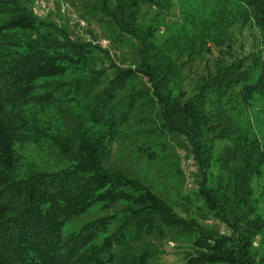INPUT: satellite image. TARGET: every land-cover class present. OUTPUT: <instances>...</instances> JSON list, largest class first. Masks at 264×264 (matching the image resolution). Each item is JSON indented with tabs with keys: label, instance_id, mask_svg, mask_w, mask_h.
<instances>
[{
	"label": "trees",
	"instance_id": "16d2710c",
	"mask_svg": "<svg viewBox=\"0 0 264 264\" xmlns=\"http://www.w3.org/2000/svg\"><path fill=\"white\" fill-rule=\"evenodd\" d=\"M175 1L90 0L107 47L72 39L22 0H0V264H162L153 242L163 241L181 248L179 264H264L252 185L264 174V136L234 126L227 110L236 89L245 103L264 99V54L186 77L194 60L174 38ZM228 4L264 47V0ZM111 46L128 58L117 63ZM46 108L60 127L33 112ZM45 143L56 171L16 148ZM191 161L197 201L230 235L208 234L171 202L184 198ZM142 163L144 175L133 168Z\"/></svg>",
	"mask_w": 264,
	"mask_h": 264
},
{
	"label": "rangeland",
	"instance_id": "374dc122",
	"mask_svg": "<svg viewBox=\"0 0 264 264\" xmlns=\"http://www.w3.org/2000/svg\"><path fill=\"white\" fill-rule=\"evenodd\" d=\"M22 2L39 19L48 20L60 27L67 28L74 40L86 41L96 37V41L103 46L110 47V44L112 45L108 34L102 31L97 22L91 18L92 15L89 14L90 0H22ZM175 2L176 9L172 14V20L179 30L175 32L174 38L185 48H188V53L194 60L183 72L186 77L205 76L207 71L203 66L210 62L217 63L219 61L220 65L230 57L242 60L252 54H264V47L257 29L242 27L236 19V14L240 9L237 10L228 4V0H176ZM226 18L231 22V27L227 29L225 35L217 40L214 39L222 29ZM110 51L117 63L128 58L120 51L113 49L112 46ZM237 90L227 103L229 119L234 126L240 127L249 135L256 134L263 139L264 99L255 94L249 103H245L237 94ZM33 112H36L40 122L47 123L46 126L60 127L55 109L46 108L44 111L34 109ZM67 117L70 118L69 125H71L74 117L70 114ZM172 144L175 143L172 142ZM16 148L19 153L23 154L26 163H31L42 171L52 172L62 167L46 143L43 146L28 144L21 147L17 145ZM191 163L192 161L189 165L182 164L186 174L185 188L182 191L184 198L171 197V202L176 205V210L180 215L197 219L202 229L208 234L230 235L229 229L210 215L203 208L202 202L197 201L196 193H194L196 191L194 178L191 175L195 172V168ZM141 165V169L138 166L133 168L144 175V164ZM217 175L218 168L215 166L210 172L209 183L213 189L217 185ZM252 185L255 199L258 201L257 213L264 217V174L255 176ZM99 208V204L94 205L87 218L94 217L99 212ZM153 243L158 250L162 264H179V255L182 251L175 242Z\"/></svg>",
	"mask_w": 264,
	"mask_h": 264
}]
</instances>
